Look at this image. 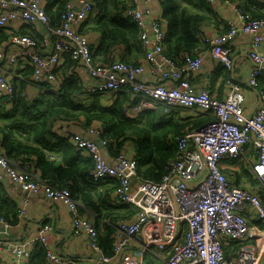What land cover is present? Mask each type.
Listing matches in <instances>:
<instances>
[{
	"label": "built area",
	"instance_id": "2783aa9c",
	"mask_svg": "<svg viewBox=\"0 0 264 264\" xmlns=\"http://www.w3.org/2000/svg\"><path fill=\"white\" fill-rule=\"evenodd\" d=\"M55 1L0 0V27L10 28L12 33L9 43L0 48L2 104L10 105L19 98L37 100L47 91L59 94L58 71L67 53L78 63L77 70L88 95L133 91L137 100L125 108L129 116L136 117L147 109H158L168 115L176 108H197L213 115L205 125L178 137V153L160 181L138 176L133 148L110 156L100 126H88L73 133L77 146L92 158L89 178L94 182L118 180L115 203L130 204L137 209L131 219L117 221L114 255L101 256V261L110 262L116 257L119 264H261L264 259V96L260 94L261 104L249 114L245 94L237 84L232 85L225 97L218 98L208 87L195 85L191 78L201 70L207 55L215 65L231 69L233 47L228 42L243 35L249 39V57L257 65L250 71L248 80L255 87L257 77L264 76V18H251L234 4L237 18L226 20L228 31L203 36L210 48L196 56L186 53L183 64L177 65L165 54L166 31L161 15L154 13L149 4L153 0H129L125 15L141 31L145 47L143 61L127 63L121 57L122 50L116 49L108 61L101 62L94 57L90 34L80 30L96 14L98 2L68 0L59 24L53 27L46 6ZM24 26L26 31L21 30ZM13 48L19 50L14 52ZM24 64H30L33 69L28 83L34 86L31 93L26 88L18 91L14 81ZM81 68L86 70L84 77ZM147 68L157 77V83L149 85L142 81ZM228 160L248 163L250 175L257 181L256 190L233 183L224 171ZM5 177L28 194L43 195L50 201L68 205L74 235L87 236L90 247L101 252L95 216L79 212V202L68 188L54 186L39 179L33 171L16 167L0 139V181ZM28 204V195L19 201L21 219L26 217ZM252 219L256 223H251ZM0 222L10 226L2 218ZM53 229L52 224L45 223L34 237L0 242V261H4L6 246L13 257L11 264H26L33 247L41 243L48 248L49 264H89L66 260L50 250L48 235ZM235 241L241 246L227 256L225 245Z\"/></svg>",
	"mask_w": 264,
	"mask_h": 264
},
{
	"label": "trees",
	"instance_id": "16d2710c",
	"mask_svg": "<svg viewBox=\"0 0 264 264\" xmlns=\"http://www.w3.org/2000/svg\"><path fill=\"white\" fill-rule=\"evenodd\" d=\"M67 1L56 0L46 6L51 26L59 24ZM96 1L99 5L96 14L91 15L80 29L87 34L96 32L100 35L97 47L92 44L95 59L108 61L116 49H121V57L127 63L142 62L145 47L140 37L141 31L125 15L129 0ZM229 1L251 18H264V2ZM157 2L162 7L160 17L166 31L165 54L174 59L177 65L183 64L186 53L196 56L210 48L202 39L203 36H211L205 28L214 27L220 30L218 33H225L229 29L226 23L222 24L220 13L208 0ZM10 30L0 27V48L9 43ZM21 30L26 31L27 27ZM60 68L59 94L47 91L40 99L33 101L19 98L11 101L10 105L0 102L2 147L16 167L33 171L39 179L54 186L68 188L72 197L79 202V212L84 216H95L101 253L112 257L115 224L121 218L131 219L137 209L130 204L115 203L118 180L94 182L89 178L92 158L77 146L73 133L88 126H100L110 156H117L131 147L137 161L138 176L160 181L167 173V165L178 153V137L205 125L213 119V115L197 108H176L168 115L158 109H147L132 117L125 112V108L137 100L133 91L126 89L116 95H88L84 79L77 70L78 63L69 54L66 53ZM32 70L30 64L19 68L20 78L14 79L16 87L26 88ZM230 70L217 65L212 74L219 72L225 81H232ZM257 82L255 88L264 96V76L257 77ZM238 164L249 170L247 162ZM224 171L227 174L226 167ZM18 206L19 201L8 197L0 184V218L10 225H18L22 221L18 217ZM240 246L239 241L225 245L226 255L230 256ZM47 254L48 248L38 243L26 264H49ZM149 261L153 262V259ZM0 264L7 263L0 261Z\"/></svg>",
	"mask_w": 264,
	"mask_h": 264
},
{
	"label": "crops",
	"instance_id": "0c3cea01",
	"mask_svg": "<svg viewBox=\"0 0 264 264\" xmlns=\"http://www.w3.org/2000/svg\"><path fill=\"white\" fill-rule=\"evenodd\" d=\"M149 4L154 13H162L161 4L158 3L157 0H153ZM212 4L220 13L222 24H225L226 20L237 18L234 4L228 3L225 0H216ZM205 29L208 32L207 34L213 36L219 34L218 31H220L214 27H208ZM90 38L95 47H97L100 35L96 32H92L90 33ZM248 40L247 36L239 35L234 39H230L228 42L231 47H233V66L230 70L232 81H225V78L219 72H216L215 75L212 74V71L217 65L214 64L213 59L209 55L206 56L201 70L193 73L191 80L199 87L210 88L213 94L218 98L225 97L230 92L232 85L237 84L245 94L246 111L251 114L256 105L260 102L261 93H259V91L248 82L250 71L257 67V65L250 59L249 53L247 52ZM12 50L15 52L19 49L13 48ZM81 74L83 77L86 76V70L82 69ZM142 81L146 84L153 85L157 83L158 79L154 76L152 71L148 69L143 74ZM19 87L20 86L16 87L18 91H20ZM26 90L31 93L34 91V86L27 84ZM238 162L227 161L225 167L227 169L228 177L235 185L256 190V182L251 177L249 170L245 169L242 164H238ZM0 184L5 188L6 195L10 198L20 201L26 195L29 197L26 217L23 218L18 225H10L9 227H6L0 222V242L18 241L34 237L39 233L42 225H45L44 222H47L54 226L53 231L48 235L50 250L57 252L62 258L66 260L85 261L89 264L97 262L99 264H119L116 257L110 262H102V253L94 251L90 247L87 236L83 235L77 237L74 235L72 231V212L68 205L62 202L50 201L43 195L28 194L8 177H5L3 182L0 181ZM93 220L95 222V218H93ZM26 221L28 222L25 225ZM251 223H256V221L252 219ZM3 256L4 261L7 264L13 262V257L6 246L4 247ZM261 264H264V261H262Z\"/></svg>",
	"mask_w": 264,
	"mask_h": 264
},
{
	"label": "water",
	"instance_id": "95a60500",
	"mask_svg": "<svg viewBox=\"0 0 264 264\" xmlns=\"http://www.w3.org/2000/svg\"><path fill=\"white\" fill-rule=\"evenodd\" d=\"M260 102H261V97H260ZM260 102H259L256 106H258V105L260 104ZM255 108H256V107H255ZM99 144L101 145V142H99ZM106 154H108V153L106 152ZM27 222H28V221L25 222V225L27 224ZM23 238H24V237H23ZM263 261H264V260H263Z\"/></svg>",
	"mask_w": 264,
	"mask_h": 264
},
{
	"label": "rangeland",
	"instance_id": "374dc122",
	"mask_svg": "<svg viewBox=\"0 0 264 264\" xmlns=\"http://www.w3.org/2000/svg\"><path fill=\"white\" fill-rule=\"evenodd\" d=\"M81 70H82V68H81Z\"/></svg>",
	"mask_w": 264,
	"mask_h": 264
}]
</instances>
